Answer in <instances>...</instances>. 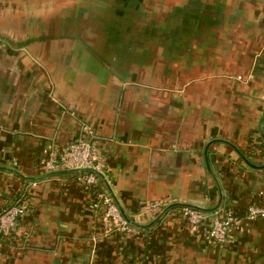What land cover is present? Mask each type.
I'll list each match as a JSON object with an SVG mask.
<instances>
[{
  "label": "crops",
  "instance_id": "1",
  "mask_svg": "<svg viewBox=\"0 0 264 264\" xmlns=\"http://www.w3.org/2000/svg\"><path fill=\"white\" fill-rule=\"evenodd\" d=\"M263 112L264 0H0V208L28 202L0 264H264ZM77 139L143 226L108 230L79 171L45 177ZM173 203L232 211L233 242Z\"/></svg>",
  "mask_w": 264,
  "mask_h": 264
},
{
  "label": "built area",
  "instance_id": "2",
  "mask_svg": "<svg viewBox=\"0 0 264 264\" xmlns=\"http://www.w3.org/2000/svg\"><path fill=\"white\" fill-rule=\"evenodd\" d=\"M40 166L48 173L57 170L85 168V171H80L78 180L86 189L93 191L92 208L95 211L104 210L105 227L108 230L115 229L118 232H131L133 230V226L121 214L111 193L99 187L105 165L95 158L92 146L89 143L83 139H77L58 153L47 149ZM96 187H99V189L95 190ZM151 207L158 209L162 205L156 202ZM27 211L28 202L23 194H17L9 206L0 208V243L4 237L10 236L17 229L19 219ZM179 212L192 228L204 227L207 241L220 247L233 242V229L239 226L241 220L232 211H215L208 214L198 209L181 207ZM246 217L250 220L264 217V206L251 203L247 208Z\"/></svg>",
  "mask_w": 264,
  "mask_h": 264
},
{
  "label": "water",
  "instance_id": "3",
  "mask_svg": "<svg viewBox=\"0 0 264 264\" xmlns=\"http://www.w3.org/2000/svg\"><path fill=\"white\" fill-rule=\"evenodd\" d=\"M263 126H264V112H263V115H262V119H261V122H260V130H261V133L264 137V131H263ZM0 168L2 169H7L6 167L4 166H1L0 165ZM86 169L85 168H74V169H65V170H57V171H53V172H49L48 174L45 175V177L47 176H50V175H54V174H62V173H69V172H77V171H85ZM15 173H18L20 174L19 172L13 170ZM101 177L104 178V174H101ZM30 179H33V178H30ZM105 180V178H104ZM106 181V180H105ZM110 190V193L114 199V201L116 202L117 206L119 207L120 211H121V214L123 215V217L131 224V225H134V226H143V225H140L139 223H137L135 220H133L129 215L126 214L125 210L122 208L121 204L119 203L118 199L116 198L115 194L113 193V191L111 190V188H109ZM175 207H190V208H194V209H198L200 211H203V212H208V211H213L215 209L218 208L215 207L213 209H205V208H201L199 206H196V205H190V204H184V203H173V204H170L168 205L165 210L162 212V214H164L166 211H168L169 209H172V208H175Z\"/></svg>",
  "mask_w": 264,
  "mask_h": 264
},
{
  "label": "trees",
  "instance_id": "4",
  "mask_svg": "<svg viewBox=\"0 0 264 264\" xmlns=\"http://www.w3.org/2000/svg\"><path fill=\"white\" fill-rule=\"evenodd\" d=\"M97 189H99V187H96V188H95V190H97ZM175 208H176V207H175ZM176 209H177V208H176ZM178 210H179V208H178Z\"/></svg>",
  "mask_w": 264,
  "mask_h": 264
},
{
  "label": "rangeland",
  "instance_id": "5",
  "mask_svg": "<svg viewBox=\"0 0 264 264\" xmlns=\"http://www.w3.org/2000/svg\"><path fill=\"white\" fill-rule=\"evenodd\" d=\"M209 243V242H208Z\"/></svg>",
  "mask_w": 264,
  "mask_h": 264
}]
</instances>
